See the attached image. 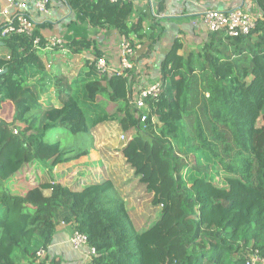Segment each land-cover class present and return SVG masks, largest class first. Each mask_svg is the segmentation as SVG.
Instances as JSON below:
<instances>
[{
  "label": "trees",
  "instance_id": "obj_1",
  "mask_svg": "<svg viewBox=\"0 0 264 264\" xmlns=\"http://www.w3.org/2000/svg\"><path fill=\"white\" fill-rule=\"evenodd\" d=\"M64 1L77 17L66 43L73 54L102 56L87 26L115 29L132 44L134 37L145 38L138 60L149 58L164 34L161 19L153 17L144 36L142 23L131 20L129 2ZM245 1L257 8L249 35L212 32L200 53L187 55L180 54L179 39L173 42L159 65L160 94L148 100L162 125L152 114L142 123L143 112L127 98L111 94L112 109L99 101L104 83L115 87L125 76L99 73L90 59L72 80L51 76L32 38L12 34L3 40L0 112L11 103L14 117H0V264H38L39 239L47 248L61 222L88 236L96 249L93 264H147L144 233L113 181L75 190L34 176L71 160L70 154H87L47 142L49 130L67 126L71 134H88L111 121L132 132L122 152L153 194L152 205L166 215L180 200L176 222L182 230L168 244L174 264H247L256 251L264 258V0ZM220 40L223 48L214 45ZM51 88L59 105L46 97ZM191 116L194 135L184 124Z\"/></svg>",
  "mask_w": 264,
  "mask_h": 264
},
{
  "label": "crops",
  "instance_id": "obj_2",
  "mask_svg": "<svg viewBox=\"0 0 264 264\" xmlns=\"http://www.w3.org/2000/svg\"><path fill=\"white\" fill-rule=\"evenodd\" d=\"M161 2L163 4L162 9L160 8ZM132 4L134 5V12L131 16V20H137L139 23H142V25L147 28L148 33L150 32L149 26L153 17L161 19L160 24L164 28L162 39L157 44L156 49L149 58L138 60L141 54L140 52L143 50V46L137 41L138 39L134 37L133 43H137L141 46V48L135 61L134 70L130 71V76L128 77V91H130L129 95H133V93H135V97L146 86L159 81L158 79L151 83L148 80H144V77L146 76L143 77V75L141 76L139 74V70L141 69L140 67L146 66V64L151 65V57L154 55L158 47L169 43L171 47L173 42L176 39H179L183 45L180 54L187 55L190 52L200 53L203 47L210 43V32L207 30L202 21L203 10L216 9L231 11L233 9L242 8L255 12L254 10L257 9L253 3L245 0H134ZM49 7V15H41L39 17L36 16L38 20L36 29H39L41 36L66 37L65 42L68 43L69 37L75 35L74 30H71L70 28V23L77 21L75 13L73 14L72 9L64 0H51ZM30 9L36 13L33 5ZM157 10L163 11L158 12ZM147 21H149L148 26H146L145 23ZM86 24L87 23L84 25ZM87 27L89 37L96 41L97 48L101 51L102 55H105L110 63L115 65L119 64L122 42L126 37L121 35L117 30L111 28H99L102 30L101 34L104 32V35L98 36L94 33L98 29L97 27ZM63 31L67 36L60 35ZM225 43V40H220L219 43L215 42L214 45H218V47L223 48ZM0 45H2L1 42ZM170 47L168 46V49L164 52V56ZM68 48L70 49V47ZM196 49H198V51H195ZM186 51L187 53H185ZM93 53L94 52L73 54L71 50L69 52H65L61 48H55L52 52H45L39 55L45 63L46 69L51 76L61 74L72 80L79 74L85 61L94 57ZM5 55L6 54H4V56ZM73 60L83 62H79L81 65L77 71L70 69V65ZM160 62H157L158 66L155 67V77L161 73L159 66ZM58 63H61L63 67L61 68V71L53 74L52 70ZM49 64L50 67H48ZM134 72L136 73L137 78H143L141 79V83L139 85H136L135 83L132 84V80L134 82L136 80ZM51 89H53L54 93H50V96L48 95L49 91L46 94V97L50 98L56 105H59L60 101L56 92L54 88ZM129 100V103L131 104L133 99ZM9 104L11 103H5L2 106V110L0 112L1 118L4 107ZM106 107L108 109H112L111 107H113V105H111V101ZM11 120L6 121L11 122ZM106 126L118 128L120 133L124 134L120 124L115 121H111L99 124L95 127L99 136L106 134L101 133L102 129ZM125 133H127L125 135H127L129 139L132 132ZM91 134H93L92 131ZM121 134L119 136L120 139ZM87 135H90V133ZM116 135L117 134H111L108 137L112 139L115 138ZM127 141H124L123 145L117 151H114L113 148L110 149L108 145H106V147L103 146L102 148H99V146H96V142L92 145L91 141L90 147L74 150L75 152L85 151L87 153L86 155H82L78 159H72L73 155L70 154L69 157L71 160L59 161L53 167L52 171L47 169V172H34V176L42 182H56L75 190H82L86 184L91 182L109 179L113 181L118 193L124 197L128 210L133 206L138 207L139 200L143 199L144 195L152 197L153 194L147 192L145 185L140 182L141 176L135 174L134 169L127 163L126 158L123 155L122 150ZM93 168L99 172H91ZM45 194L48 195L49 191H45ZM74 230V224L61 222L56 228L53 241L47 248H45V258L39 264H51L52 260H54V264H85L88 261L87 248L82 247L80 250H76L70 243L71 234Z\"/></svg>",
  "mask_w": 264,
  "mask_h": 264
},
{
  "label": "built area",
  "instance_id": "obj_3",
  "mask_svg": "<svg viewBox=\"0 0 264 264\" xmlns=\"http://www.w3.org/2000/svg\"><path fill=\"white\" fill-rule=\"evenodd\" d=\"M113 3L129 2L134 0H110ZM51 0H0V42L12 34L24 35L32 38V44L38 54L52 52L55 48H61L65 52L70 49L66 47V42L63 36H41L36 35L38 20L36 16L50 14ZM33 5L36 13L31 11ZM203 24L207 30L212 32H223L231 37H239L249 35L256 27L257 15L253 11L242 8L233 9L231 11H222L216 9L203 10ZM141 46L137 43H131L124 38L122 42L121 55L119 64L110 63L105 55L98 58L91 57V61L99 73L117 74L127 76L128 72L135 66V60ZM50 67V64L48 65ZM3 72L0 69V74ZM162 82L156 81L153 84L146 86L139 94L131 101L132 106L141 110V122L148 120V116L152 114V121L162 125L153 113V107L150 101L155 100L161 91ZM150 100V101H148ZM145 126V124H144ZM17 133L16 130H14ZM121 140L127 141L128 137L121 134ZM70 243L74 249L80 250L82 247L87 248V259L85 264H93L92 260L96 255V249L90 246L88 236L78 230H74L71 234ZM46 250L41 247L36 252L37 263L39 264L45 258ZM247 264H264V258L258 251L252 253Z\"/></svg>",
  "mask_w": 264,
  "mask_h": 264
},
{
  "label": "rangeland",
  "instance_id": "obj_4",
  "mask_svg": "<svg viewBox=\"0 0 264 264\" xmlns=\"http://www.w3.org/2000/svg\"><path fill=\"white\" fill-rule=\"evenodd\" d=\"M146 26L149 25V21L145 22ZM94 33L99 35H104L102 33L101 29H97ZM148 33L147 28L145 27L144 36ZM60 35L67 36L64 31L60 33ZM66 40V37H64ZM145 39V38H144ZM144 39H138L137 41L142 44L143 48H145L146 43ZM170 44V43H169ZM169 44L162 45L157 48L152 58L151 65H147L140 67L139 74L144 77V80H148L151 83L158 80L161 76V73L158 74L156 77V69L155 67L158 66L157 62H160L164 58V52L168 49ZM158 51V53H157ZM195 51H198L196 49ZM157 53V54H156ZM187 53V51L185 52ZM3 50H0V56H4ZM83 63L82 61H79ZM77 62L76 60H73L70 65V69L73 71H77L81 63ZM63 66L61 63H58L56 67L53 68V74L58 73L61 71V68ZM52 74V75H53ZM135 74V82L132 80V84L139 85L141 82V79L143 78H137L136 73ZM116 75L115 77H118L117 74H112L109 76ZM130 76V72H128L127 76L125 78H122V81L115 83V87H113V84H108V82L104 83L106 87V91L102 93L99 96V101L106 105L110 103V95L115 94L118 98H127L128 103L129 99L135 98V93L133 95H129V82L128 77ZM124 79H127V83L124 84ZM114 88V89H113ZM50 93H54L53 89L50 90ZM51 96V95H50ZM112 105V103H111ZM112 108V107H111ZM199 109V107H197ZM1 117V116H0ZM14 117V107L13 105L9 104L6 107H4V111L2 112V118L4 120H11ZM193 116L185 119L184 124L186 127L187 132L189 135H194V121ZM202 120L204 121V118L201 116ZM93 134L87 135L85 133H79V134H71L68 130L67 126H59L57 128L51 129L47 132L45 136V140L47 142H59L62 145V148L65 150H79L82 148H87L91 146L96 142L99 148H102L103 146L106 147V145L109 146V148H113L114 151L119 150V148L123 145L124 141L119 138L120 136V130L118 128H115L113 126H106L102 129L101 133H106L104 135H98L97 129H92ZM111 134H117L115 138L110 139L108 136ZM124 134H127L124 132ZM127 136V135H126ZM92 138V140H91ZM72 153V152H71ZM73 155V154H72ZM190 159V165L194 164V157H189ZM39 166L44 167V164L39 163ZM98 166V165H96ZM124 170V169H123ZM47 172V171H45ZM91 172H99L96 169L93 168ZM124 172V171H123ZM152 197H149L147 195H144V198L139 200V206L129 209V212L132 216V219L136 225V227L144 233L143 236V242L145 246V256H146V262L147 264H174L172 262L173 254L174 252L171 251L168 247L169 242L172 240L174 236H176L182 228L177 224L176 220L181 212L179 204L180 200H174L170 211L168 214H163L162 212V206H154L151 203ZM138 211V212H137ZM42 241L39 239V246L38 248H41ZM18 253V250H16L15 254Z\"/></svg>",
  "mask_w": 264,
  "mask_h": 264
},
{
  "label": "water",
  "instance_id": "obj_5",
  "mask_svg": "<svg viewBox=\"0 0 264 264\" xmlns=\"http://www.w3.org/2000/svg\"><path fill=\"white\" fill-rule=\"evenodd\" d=\"M3 73V72H2Z\"/></svg>",
  "mask_w": 264,
  "mask_h": 264
}]
</instances>
